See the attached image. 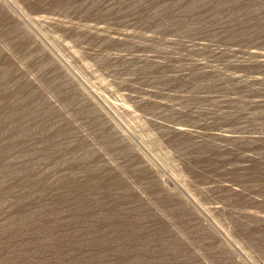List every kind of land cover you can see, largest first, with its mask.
Segmentation results:
<instances>
[{
	"label": "rangeland",
	"instance_id": "obj_1",
	"mask_svg": "<svg viewBox=\"0 0 264 264\" xmlns=\"http://www.w3.org/2000/svg\"><path fill=\"white\" fill-rule=\"evenodd\" d=\"M0 264H264V0H0Z\"/></svg>",
	"mask_w": 264,
	"mask_h": 264
}]
</instances>
